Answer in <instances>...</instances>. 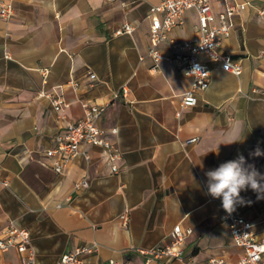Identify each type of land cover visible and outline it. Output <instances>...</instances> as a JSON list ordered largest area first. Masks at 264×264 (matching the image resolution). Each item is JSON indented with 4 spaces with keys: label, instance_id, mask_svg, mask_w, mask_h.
I'll use <instances>...</instances> for the list:
<instances>
[{
    "label": "crops",
    "instance_id": "0c3cea01",
    "mask_svg": "<svg viewBox=\"0 0 264 264\" xmlns=\"http://www.w3.org/2000/svg\"><path fill=\"white\" fill-rule=\"evenodd\" d=\"M0 2L14 10L10 20L0 18V237L12 223L28 231L36 264H60L65 254L94 243L100 250L87 264H145L142 251L166 244L180 225L192 230L182 258L163 264H238L243 252L223 219L222 199L208 194L205 173L242 154L264 174V155H251L257 148L264 153V0L212 1L216 14L229 4H250L232 18L221 46L242 74L210 63L209 88L185 109L192 81L168 61L154 69L148 56L149 11L162 0ZM125 24L136 26L133 34L116 35ZM173 35L199 39L196 10L185 13ZM46 95L60 100V114ZM83 101L107 105L98 124L122 152L118 174L92 145L84 147L90 160L78 156L63 176L43 165L65 131L60 115L78 122ZM238 129L242 141L223 144ZM193 137L199 142L187 145ZM82 179L89 188L75 191ZM240 195L244 203L232 213L259 230L264 198L250 188ZM21 257L12 248L0 253V264H21Z\"/></svg>",
    "mask_w": 264,
    "mask_h": 264
},
{
    "label": "built area",
    "instance_id": "2783aa9c",
    "mask_svg": "<svg viewBox=\"0 0 264 264\" xmlns=\"http://www.w3.org/2000/svg\"><path fill=\"white\" fill-rule=\"evenodd\" d=\"M213 0H162L159 5L152 6L149 11L151 19L150 47L148 56L154 62V69H158L161 61L172 63L182 76L192 81L191 88L183 96L181 106L183 109L193 107L198 103L197 94L207 90L211 83L210 63H217L220 68L235 76L242 74L239 63L233 62L231 56L221 49L222 43L230 36L232 18L239 12L245 11L250 4H229L226 10L216 14L212 7ZM130 4L137 0H126ZM194 9L198 16L199 39L195 42L179 40L174 35V30L184 24V15L188 10ZM264 15V10L259 12ZM14 15L10 4L0 2V18L10 20ZM136 26L125 24L116 32L119 34H133ZM194 69H197L193 72ZM200 71V72H199ZM89 79L96 80L95 74H89ZM76 88V82H71ZM126 95V90L117 92L114 99ZM50 98L54 110L60 114L61 103L58 98L46 95ZM84 111L83 118L78 122H71L65 116L60 119L66 124L65 131L54 139L53 147L45 152L48 163L43 165L52 168L58 176H63L68 165L78 156L90 160L85 146H98L103 149V156L109 170L113 174L120 172L119 162L122 152L115 141L110 139V133L98 124L107 105L81 102ZM181 113L178 112L177 116ZM111 134L118 130L112 129ZM199 142V137H193L186 141L187 145ZM7 185V184H6ZM75 191L89 188L87 179L78 181ZM121 220L127 224L128 210L121 215ZM223 219L229 223L230 231L235 246L243 252L238 264H264V218L259 223V230L255 224L243 217L228 214L224 211ZM192 234V230H184L177 225L169 235V241L163 246H158L142 251L145 256V264H163L164 259L182 258L186 238ZM15 249L22 255L21 264H36V253L32 246L31 236L28 231L10 224L0 237V253ZM100 250L98 243L91 246H81L74 251L65 254L60 264H87L88 255ZM108 264H122L111 260ZM210 264H227L223 259H213Z\"/></svg>",
    "mask_w": 264,
    "mask_h": 264
},
{
    "label": "clouds",
    "instance_id": "9594fccd",
    "mask_svg": "<svg viewBox=\"0 0 264 264\" xmlns=\"http://www.w3.org/2000/svg\"><path fill=\"white\" fill-rule=\"evenodd\" d=\"M195 70L197 69H194L193 72ZM240 131L242 129H238L223 144L230 145L241 142ZM251 155L260 156L264 153L257 148ZM205 176L207 177L208 194L213 198L222 199V207L228 214L235 211L237 204L244 203L240 195L242 190L250 188L258 194V199L264 198V174H261L253 164H247L242 154L234 160L221 163L214 170L207 171Z\"/></svg>",
    "mask_w": 264,
    "mask_h": 264
}]
</instances>
